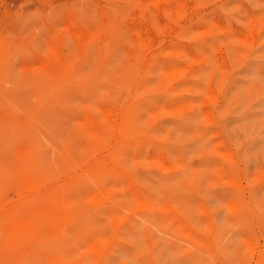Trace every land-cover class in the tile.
<instances>
[{"label": "rangeland", "instance_id": "obj_1", "mask_svg": "<svg viewBox=\"0 0 264 264\" xmlns=\"http://www.w3.org/2000/svg\"><path fill=\"white\" fill-rule=\"evenodd\" d=\"M0 264H264V0H0Z\"/></svg>", "mask_w": 264, "mask_h": 264}, {"label": "bare ground", "instance_id": "obj_2", "mask_svg": "<svg viewBox=\"0 0 264 264\" xmlns=\"http://www.w3.org/2000/svg\"><path fill=\"white\" fill-rule=\"evenodd\" d=\"M69 146H70V145H69ZM21 159H22V158H21ZM22 164H23V163H22ZM25 167H26V166H25ZM26 168H27V167H26ZM29 168H30V167H29ZM31 170H32V169H31ZM29 174H30V173H29ZM28 178H29V177H28ZM28 178H27V179H28ZM30 178H31V177H30ZM25 179H26V177H25ZM27 179H26V180H27ZM29 181H30V179H29ZM19 182H21V181H19ZM23 182H24V181H23ZM26 183H27V182H26ZM19 184H20V183H19ZM23 185H24V184H21V186H23ZM25 188H26V187H25ZM20 192H21V191H20ZM53 200H54V199H53ZM26 201H27V200H26ZM61 204H62V203H61ZM68 205H69V204H68ZM16 208H17V207H16ZM45 208H46V207H45ZM54 208H55V207H54ZM28 215H29V214H28ZM44 216H45V215H44ZM40 217H42V216H39L38 218H40ZM49 217H50V216H49ZM8 221H9V220H8ZM41 221H42V220H41ZM21 223H22V222H21ZM40 223H41V222H40ZM40 223H39V228H40V225H41ZM39 228H38V229H39Z\"/></svg>", "mask_w": 264, "mask_h": 264}]
</instances>
